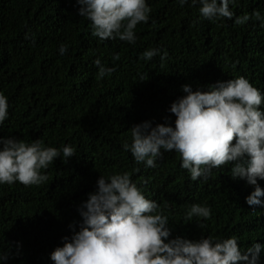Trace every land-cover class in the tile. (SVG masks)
I'll use <instances>...</instances> for the list:
<instances>
[{"label": "trees", "instance_id": "trees-1", "mask_svg": "<svg viewBox=\"0 0 264 264\" xmlns=\"http://www.w3.org/2000/svg\"><path fill=\"white\" fill-rule=\"evenodd\" d=\"M147 2L149 22L137 25L133 45L93 37L76 0H0V92L9 101L0 138L76 149L68 161L61 154L42 170L48 179L39 186L0 185V250L12 253L7 264H53L50 253L72 234L70 224L79 230L77 207L95 191L99 175L118 172H128L146 198L160 204L173 237L236 236L242 249L264 244V207L247 205L254 188L231 178V164L192 181L175 151L146 168L122 148L133 125L174 122L167 110L184 95L181 85L195 90L243 76L264 92V27L254 19L239 26L210 22L191 0L183 7L176 0ZM230 10L237 17L264 16V0H238ZM61 44L68 45L63 56ZM154 48L167 51V59H141ZM97 59L116 70L98 79ZM191 204L209 206L211 219L186 221Z\"/></svg>", "mask_w": 264, "mask_h": 264}, {"label": "clouds", "instance_id": "clouds-1", "mask_svg": "<svg viewBox=\"0 0 264 264\" xmlns=\"http://www.w3.org/2000/svg\"><path fill=\"white\" fill-rule=\"evenodd\" d=\"M181 6L189 0H176ZM238 0H191L199 4L200 16L210 22L233 20L244 25L254 19L264 27L259 11L235 16L230 5ZM78 15L90 22L91 35L101 41L120 40L135 44L138 24L148 23L151 8L147 0H76ZM61 56L68 45L59 47ZM168 53L147 49L141 59L151 61ZM120 56L113 55L118 61ZM97 78L110 76L116 69L95 61ZM145 81L144 76L140 77ZM184 95L171 103L168 112L174 122L153 126L151 121L130 128L131 142L122 148L136 164L155 168L164 152L179 153L180 167L192 181L207 180L213 169L231 164V178L245 181L254 190L246 197L249 206L264 207V92L243 76L198 86L181 85ZM9 118V101L0 92V127ZM76 149L46 146L43 141L26 143L15 137L0 138V185L21 183L39 186L47 181L46 170L57 158L73 157ZM166 207V205H165ZM79 230L70 224V236L61 239L49 255L53 264H259L264 244L242 249L236 236L217 238L201 235L197 240L172 236L169 217L155 200L146 198L128 172L99 175L95 191L77 207ZM212 217L207 205L191 204L184 219L206 222ZM202 227L203 224H199ZM19 247V245H18ZM10 250H0V264H7Z\"/></svg>", "mask_w": 264, "mask_h": 264}]
</instances>
